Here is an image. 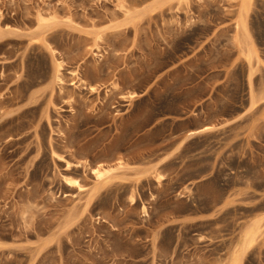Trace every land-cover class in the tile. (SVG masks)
I'll list each match as a JSON object with an SVG mask.
<instances>
[{
  "label": "rangeland",
  "instance_id": "obj_1",
  "mask_svg": "<svg viewBox=\"0 0 264 264\" xmlns=\"http://www.w3.org/2000/svg\"><path fill=\"white\" fill-rule=\"evenodd\" d=\"M158 1L0 0V264H264V0L255 108L239 0Z\"/></svg>",
  "mask_w": 264,
  "mask_h": 264
},
{
  "label": "bare ground",
  "instance_id": "obj_2",
  "mask_svg": "<svg viewBox=\"0 0 264 264\" xmlns=\"http://www.w3.org/2000/svg\"><path fill=\"white\" fill-rule=\"evenodd\" d=\"M170 0H161L157 3L151 5L149 9H155L162 5V3H165ZM179 2H188V0H178ZM252 0H239L240 2V17L239 21L237 22V27L241 29L242 34L238 36L237 41L239 43L240 47V53L243 56L245 62L248 65V83H249V100H250V107H257L260 102L259 94L256 93V90L254 88V75L256 72V67L259 62H261V57L259 56L258 50L255 47L253 40L251 38L250 32L248 30L247 26V16L248 12L250 10ZM128 11V10H127ZM47 17L40 15V20H45ZM38 37L32 38V40L37 41ZM95 39H100V33H96ZM63 61L56 58L55 59V79L59 83L64 82L63 78ZM72 84H77L74 80L72 81ZM92 87V86H91ZM94 89V87H92ZM137 96L136 93H131L130 97L134 98ZM214 127L212 125H205L201 128L191 130L188 133V137H192L198 133L212 130ZM68 167L72 166L71 162H67ZM126 168V165L124 162H119L116 169H123ZM114 169L112 167H104V166H98L93 169L95 173V181L96 186L90 191V198L87 201L90 203L92 201V197H94L105 185H107L109 182L112 181L117 175L114 173ZM162 177L161 174H158V179L160 180ZM64 180L67 183V185H74L78 184V180L76 178H73L69 175L64 176ZM80 187L81 185L78 184ZM129 200L131 203H135L136 198L134 195V192H132L129 195ZM142 211L144 212V215H148V209L147 206L144 204L142 207ZM261 219H253L249 223H246L243 225V227L239 231V235L237 240L234 242V244L231 246V248L227 251L226 256L224 257L223 264H244V261L247 257V255L251 252L254 244L257 242L258 237L261 234Z\"/></svg>",
  "mask_w": 264,
  "mask_h": 264
}]
</instances>
